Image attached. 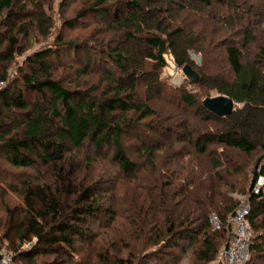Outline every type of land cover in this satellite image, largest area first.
<instances>
[{
    "label": "trees",
    "instance_id": "trees-1",
    "mask_svg": "<svg viewBox=\"0 0 264 264\" xmlns=\"http://www.w3.org/2000/svg\"><path fill=\"white\" fill-rule=\"evenodd\" d=\"M129 1L130 13L117 19L129 32V38L136 39L130 31L134 26L139 30L148 28L150 32L162 29L161 20L150 21L141 15L145 12L142 8L144 0ZM196 1L210 5V0ZM16 2L0 0V25L6 20L17 19L4 35L5 48L2 49L0 44V82L3 83L7 79L5 63L14 59L19 37L28 33L24 23L19 25L21 27L15 23L23 15L16 11ZM97 4L104 6L107 0H97ZM37 20L41 31L48 32L49 28L42 24L44 21ZM179 36H182L181 30H166L161 37L151 34L147 40L150 46L147 59L163 69L167 66L164 57L172 52L177 57V64L184 66L188 51L184 50L185 44L177 40ZM225 53L235 79L220 86L219 93L237 105H243L244 109L220 118L203 104L201 109L216 126L212 133L205 134L192 145L199 155L195 157L197 159L190 155V159L185 160L186 156L175 148L176 142L171 141L166 146L145 143L140 157L148 160L149 177H140L138 171L145 167L125 155L121 142L124 123L114 115L118 110L123 114L133 112L139 115V121L156 116L149 106L134 101L136 80L127 87L132 95L129 93L125 99V88L110 81L114 85V97L97 101L91 97L94 89L85 96L82 92L75 95L65 89L53 76V67L44 63L49 53H36L34 63L39 65V70L25 75L22 84L29 95L36 93L44 99L34 103L21 92L0 89V154H5L9 163L19 169H34L36 154L50 175L43 184L24 185L22 207L11 208L7 195H0V248L13 252L16 264L22 259L25 264H68L69 261L61 260L74 256L76 245L88 235L93 236L90 228L85 229L87 220L97 224L108 210L101 204L99 194L104 191L95 181L94 159L87 156L84 161L69 163L70 160L63 156L70 151L68 146L81 151L85 145H90L102 152L113 143V160L118 164V173L139 180L137 191L140 192L127 211L130 224L127 238L117 249L112 264H218L233 236L229 221L240 205L234 195L246 194L252 206L251 227L258 229V220L264 218V194H254L258 180L264 179V75L256 64L244 63L241 49L228 47ZM115 54L123 74H130L136 62L133 55L127 50ZM183 100L188 106L194 105L191 94L184 95ZM155 125L152 128L157 134L167 130L162 125ZM16 129L20 132L15 133ZM211 143L220 144L228 152L245 155L261 151L250 190L239 177L243 174L241 167L227 161V154L215 158L207 153V145ZM164 151L171 154L168 164L162 162L160 153ZM84 172L88 177L81 178ZM213 216L220 220V229L212 227ZM34 238L37 243L30 251L20 249ZM257 240L255 238L251 255ZM53 256V261L38 263L39 257ZM104 262L110 264L107 259Z\"/></svg>",
    "mask_w": 264,
    "mask_h": 264
},
{
    "label": "rangeland",
    "instance_id": "rangeland-1",
    "mask_svg": "<svg viewBox=\"0 0 264 264\" xmlns=\"http://www.w3.org/2000/svg\"><path fill=\"white\" fill-rule=\"evenodd\" d=\"M16 1V11L23 15L15 23L18 26L24 23L28 33L19 37L17 54L13 60L5 63L7 79L5 83L0 82V89L21 92L34 103L42 101L44 97L36 93L29 95L22 84L25 75H30L34 69L39 70V65L34 63V57L36 53L42 52L49 53L44 63L53 67L55 79L75 95L82 92L85 96L94 89L91 94L93 99L109 100L115 95L114 85L110 83L114 81L116 85L120 83L125 88V99L129 93L132 95L127 87L135 79L137 86L133 92L134 101L149 106L156 116L139 121V115L133 112L123 114L118 110L114 115L124 123L121 142L125 155L140 167H145V170L138 171L140 177L150 176L147 174L150 168H146L148 160L140 157V150L145 143L166 146L176 142L175 148L186 156L185 160L190 159V155L192 159L199 157L192 145L205 134L212 133L216 126L201 109L203 103L208 98L223 96L218 88L235 79L225 53L228 47L241 49L244 63L256 64L264 75V0H210V5L196 0H144L142 8L145 12L141 15L150 21L161 20L162 29L159 32H150L148 28H128L133 31L136 39L129 38V32L117 21L130 13L127 8L129 0H107V4L101 7L97 0ZM38 18L44 21L42 24L49 28L48 32L41 31ZM16 20H6L0 25L2 49L6 45L4 35ZM166 30H181L182 36L177 40L184 43V50L188 51L184 66L177 64V57L172 52L164 57L167 66L163 69L147 59L150 50L148 37L151 34L161 37ZM163 39L167 40L165 36ZM124 50L129 51L136 61V66L134 64L131 73L127 75L123 74L115 61V53H122ZM185 66H190L199 74L198 83H192L185 77ZM186 94L192 95L194 105L188 106L184 102L183 97ZM242 109L244 106L241 104L235 107V111ZM155 124L162 125L167 130L157 134L152 128ZM18 131L16 129L15 133ZM68 147L70 151L63 157L70 160L69 163L84 161L87 156L94 159L97 169L95 181L104 191L99 194L101 204L108 211L100 216L97 224L87 220L85 229L90 228L93 236L88 235L81 240L76 245L74 256H67L61 261H69L68 264H106L104 259H107L112 264L117 249L127 238V227L130 225L127 211L137 201L140 192L139 189L137 191L139 180L128 179L118 173V164L113 160V143L102 152L96 151L90 145H85L81 151ZM207 153L215 158H220L222 153L227 154V161H233L241 167L243 174L239 177L250 190L255 182L257 160L262 154L260 150L245 155L235 151L228 152L220 144L211 143L207 145ZM160 154L163 164L171 161L169 152ZM36 156L34 154L37 163L34 169H19L9 163L5 154H0V195H7L11 208L23 206L21 193L24 185L43 184L44 180H48L50 173ZM166 167L167 165L164 168ZM86 176L88 174L84 172L81 178ZM14 189L15 192L12 191ZM261 194H264V184L257 195ZM244 197V193L234 195L240 204L245 202ZM247 203L250 205L248 199ZM263 221V217L258 220V229L252 227L258 240L250 264H264ZM36 243L37 238H34L20 249L30 251ZM224 247L225 242L222 244V248ZM54 259L53 256L39 257L37 260L38 263H43ZM17 264H25V261L18 260Z\"/></svg>",
    "mask_w": 264,
    "mask_h": 264
},
{
    "label": "built area",
    "instance_id": "built-area-1",
    "mask_svg": "<svg viewBox=\"0 0 264 264\" xmlns=\"http://www.w3.org/2000/svg\"><path fill=\"white\" fill-rule=\"evenodd\" d=\"M264 179L260 178L255 185L254 194H259ZM245 202L239 205L233 216L230 218L232 239L228 247L223 251L218 264H248L251 258V248L256 238L255 232L250 224L251 206ZM211 225L214 229H220L221 224L217 216L211 218ZM0 264H16L14 253L6 248H0Z\"/></svg>",
    "mask_w": 264,
    "mask_h": 264
},
{
    "label": "water",
    "instance_id": "water-1",
    "mask_svg": "<svg viewBox=\"0 0 264 264\" xmlns=\"http://www.w3.org/2000/svg\"><path fill=\"white\" fill-rule=\"evenodd\" d=\"M185 77L192 83L200 81L199 74L194 71L190 66H185L183 69ZM204 107L209 112L215 114L220 118H227L235 112L237 103L227 96L217 98H208L204 101Z\"/></svg>",
    "mask_w": 264,
    "mask_h": 264
}]
</instances>
